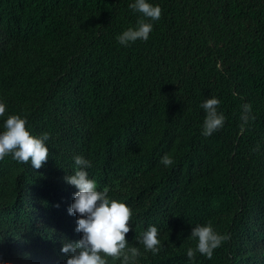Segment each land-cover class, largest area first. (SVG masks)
I'll return each mask as SVG.
<instances>
[{"label": "trees", "instance_id": "16d2710c", "mask_svg": "<svg viewBox=\"0 0 264 264\" xmlns=\"http://www.w3.org/2000/svg\"><path fill=\"white\" fill-rule=\"evenodd\" d=\"M134 2L0 0V133L20 115L50 134L41 168L0 161V263L55 264L57 240L82 238L65 180L79 155L97 190L132 209L135 264H264V0H147L162 9L154 21ZM139 19L147 41L121 45ZM212 97L225 122L204 136ZM209 222L230 238L190 260L192 228ZM149 226L157 255L136 239Z\"/></svg>", "mask_w": 264, "mask_h": 264}, {"label": "clouds", "instance_id": "9594fccd", "mask_svg": "<svg viewBox=\"0 0 264 264\" xmlns=\"http://www.w3.org/2000/svg\"><path fill=\"white\" fill-rule=\"evenodd\" d=\"M129 8L139 12L149 20H159L162 9L148 3L147 0H135L129 4ZM153 25L145 19L137 21L136 28H128L117 37L121 45L127 46L136 40L147 41ZM220 101L212 97L206 99L201 107L206 116L203 125L204 136H210L213 132L222 128L225 122L223 113L217 112ZM241 129L247 124L251 105L245 103L242 106ZM6 113V105L0 102V117ZM254 119V117H252ZM4 131L0 133V161L11 155L18 163L31 162L34 169H39L49 158V148L46 141L50 134L45 132L34 136L27 128V118L20 115H9L4 123ZM78 170L73 175H66L68 184L75 186L78 191L74 194V202L68 208L69 215H77V232L82 233L78 241L57 240L54 244L60 254L55 264H108V258L120 260L121 264H135L136 259L141 255L137 247H129L126 234L131 230L130 221L132 209L123 202L109 199L108 189L97 190L96 181L88 178L84 170L91 167L90 161L82 156L74 157ZM164 166H171L174 161L165 154L160 161ZM32 226H40L33 224ZM157 227L149 226L146 231L136 237L146 251L157 255L160 251V240ZM191 237L196 239V248H189L187 256L190 260L195 258L196 252L211 259L214 249L218 248L229 236L217 234L209 222L206 225H197L192 228ZM55 261V260H54ZM4 264V263H0ZM9 264H14L9 262Z\"/></svg>", "mask_w": 264, "mask_h": 264}]
</instances>
